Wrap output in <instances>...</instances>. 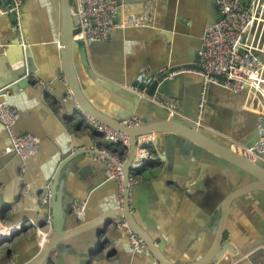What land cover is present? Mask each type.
<instances>
[{
    "label": "crops",
    "instance_id": "1",
    "mask_svg": "<svg viewBox=\"0 0 264 264\" xmlns=\"http://www.w3.org/2000/svg\"><path fill=\"white\" fill-rule=\"evenodd\" d=\"M118 1L119 21L127 23L131 16H141L150 9L152 25L115 30L107 42L86 43L87 61L95 77L94 82L127 86L140 73L158 74L164 68L191 64L201 48L205 27L212 23L215 16L214 0ZM53 2L51 5V0L23 1L22 42L49 46L46 48L48 55L53 61H60L61 10L59 0ZM74 2L71 0V5ZM8 26V18L1 15L0 75H4L5 71L3 52L10 44L6 36ZM43 55L41 53L40 58ZM38 62L40 64L41 60L38 59ZM82 79L86 89L91 91V101L109 116L124 121L125 117L131 115L133 107L129 106L127 100L116 93L100 90L94 82L92 84L84 77ZM202 84L201 75L193 70L163 81L159 94L176 97L179 100L180 119L194 123L199 116ZM60 89L59 83L53 93L58 94ZM235 95L214 87L209 91L207 88L204 90L205 104L200 121L206 132L222 138H239V133H243L252 121L253 113L244 110L245 99ZM32 97L25 96L22 90L17 95L5 97L9 105L21 114L16 125L19 134H30L41 142L37 155L24 169L32 191L28 185L18 182V175L22 177L24 174L9 167L11 161L0 173V222L20 221L24 224L20 234L0 242V264H15L17 260L26 262L36 256L42 246L41 237L33 226V222H40L41 208L39 195L34 191L38 188L37 184H42L47 161L57 157L60 149L81 150L69 163L72 166L70 172L61 175L65 180L64 191L68 201L66 213L69 211L68 218L73 224L75 218H71L78 206L84 205L86 208L87 205L86 220L93 222L103 201L110 199L112 206L120 205L115 182L104 181L103 167L94 162L88 153L82 152L83 148L111 147L104 142L90 118L77 111L78 114L65 122L59 103L51 101L53 96L45 98L32 94ZM140 97L151 99L142 93ZM67 112H71L70 106ZM231 142L233 146L246 148L237 141ZM8 144L6 131L0 125V153ZM157 150L164 160L148 164L138 182L130 188V211L139 226L160 238L159 243L164 245L163 254L169 260L176 264L193 263L200 258L199 253L210 246L214 235L212 225L206 224L204 217L229 195L252 184L255 179L174 134L161 135ZM89 190L95 192L90 199ZM229 208L224 243L236 250L255 248L239 258L226 253L217 264H264V189L244 191ZM72 222L69 223L70 228ZM43 228L49 233L51 226ZM104 236L108 238L107 244L97 256H88V245L81 244L76 235L68 237L65 243L58 244L57 249L51 252V263L146 264L151 259L143 252L133 250L123 230H112L108 226ZM7 251L11 252L10 258L5 256ZM246 257L248 259L242 263L240 260Z\"/></svg>",
    "mask_w": 264,
    "mask_h": 264
},
{
    "label": "water",
    "instance_id": "2",
    "mask_svg": "<svg viewBox=\"0 0 264 264\" xmlns=\"http://www.w3.org/2000/svg\"><path fill=\"white\" fill-rule=\"evenodd\" d=\"M8 4L9 0H0V10L5 11V6ZM53 4L54 2L51 0V5ZM71 4V0H59L61 10V35L58 44L60 47V61H53L51 59L52 57L48 55L46 48L49 46H39L37 44L29 45L22 42V34L24 33L22 29L24 24L22 5L18 11L3 14V16H6L9 20L8 33L6 36L10 44L6 46V49L3 52L5 71L4 75H0V103L9 105L10 103L7 102L5 97L10 94L17 95L19 90H22L28 98H33L32 94L36 97L37 94L40 96L43 95L45 98L53 96L51 101H53V103H59V107H61L64 112L62 118L63 121L68 122L70 120L69 118H72L74 115L78 114L77 111H80L89 118L113 129L124 132L129 138V147L126 152L124 165L122 166V202L115 207L111 205L112 201L110 199L103 201L98 208V217L95 218L93 222H88L86 220L88 217L86 216L87 205L86 208L83 205L82 217L78 218L76 216V212L81 208L78 206L74 217L71 218H75L76 225L73 224L68 218L69 211L66 213L68 201L65 198V180H62L61 175L70 172L72 166L69 165V163L81 152V150L72 152L70 150L64 151L63 149H60L57 157L51 158L47 161L45 177L42 180V184H37L38 188L34 191V193L39 195L44 187H48L50 197L47 204L41 205L39 213L40 222L37 224H34L33 222V226L37 225L39 228H43L48 221L51 225V229L49 233H47L46 241L38 249L36 256H33V258H30L26 262H20L17 260L15 264H52L49 257L51 252L57 249L58 244L65 243V240L68 237L75 235L78 237L81 244L88 245L86 249L88 250V256H97L107 244L108 238H106L104 234L107 232L112 218H123L128 227L147 244V250H136V252H143L146 256H150L151 259L146 264H176L163 254L164 245L159 243L160 238L153 236L150 232L139 226L130 211L129 189L127 186L129 167L135 153L136 137L147 133H157L162 136L174 134L189 140L197 147L213 154L255 179L252 184L241 190L235 191L223 202H220L219 206L207 213L204 217L205 223L212 225V228L214 229L212 243L205 251L199 253L200 258H198V260L187 264H217L226 253L235 256V258L246 255L255 247L252 246L245 250H236L228 243H224V232L226 230L229 217V207L231 206L232 201L241 196L244 191L247 192L255 191L256 189H264V165L260 162H254L245 158L231 148V141H237L246 147L251 146L255 142L257 138L256 115L253 114L252 121L246 126L245 130L242 131L243 133H239V138H222L206 132V130L201 127L202 123L199 126L194 123L186 122L180 118L169 117L168 113L162 107L152 103L146 98L140 97L144 88L147 96L152 97L155 94H159V88L162 84L161 79L154 81L146 87L135 81L127 86H122L120 83L112 84L103 81L99 82L97 80L94 82L95 77L92 74L87 61L86 43L81 40H74L73 38L77 28L78 19L75 15H72ZM247 4L248 1L246 0L242 5L246 7ZM52 7L53 6H51V8ZM213 12H215V16L211 24H213L216 21L217 16H219L216 7L213 9ZM260 29L261 26L258 27L257 31L259 32ZM16 47H18V49ZM41 53H44V55L40 58ZM262 57L263 56H261V58ZM38 59L41 60L40 64ZM197 63L198 54H195L194 60L191 64L184 67L197 72L201 71ZM37 73H39L40 76ZM41 76L51 78L43 79ZM82 77L89 82L91 81L92 84L94 82L100 90L116 93L124 100H127L129 106L133 107V111L130 116L128 115L125 117V120L133 116L141 120L142 124L134 128L123 126L120 124V119L113 118L101 110L95 102L91 101L89 97L91 91L86 89ZM212 77H214L220 84L225 80L224 77L218 75H213ZM59 83L62 89H60L58 94H54L53 89H55ZM41 84H48L49 89H45ZM202 87L203 84L200 88L202 89ZM213 87L230 92L234 95L236 94L220 85H214L212 83L207 84V91ZM235 96L244 99L246 97L244 93L236 94ZM69 106L71 107L70 113L67 112ZM17 112L18 120L13 126V131L16 135L20 132L16 125L21 116L19 110H17ZM6 134L9 144L4 147L0 153V173L3 171L4 167H8V163L11 161L12 163L9 167L18 169L19 174L23 171L24 176L21 177L18 175V182H21L22 185L26 186L30 182H28L26 178L24 169L25 167L28 168L30 160L37 155L38 150L33 156L26 160H21L12 152L5 153V149L11 146V140L7 131ZM40 142L41 141L39 140V145ZM88 151L89 150H84L82 152L87 153ZM115 185L118 190L116 183ZM98 187L100 186H97V188ZM28 189L32 191L29 185ZM93 191L94 190H89L88 194H91L89 199L94 196L95 192ZM117 199L119 200V197ZM4 213H6V211ZM70 222H72L74 227H69ZM5 256L10 258L11 252L7 251ZM250 257L251 256L248 258ZM248 258H242L240 261L242 263L246 262L245 260Z\"/></svg>",
    "mask_w": 264,
    "mask_h": 264
},
{
    "label": "built area",
    "instance_id": "3",
    "mask_svg": "<svg viewBox=\"0 0 264 264\" xmlns=\"http://www.w3.org/2000/svg\"><path fill=\"white\" fill-rule=\"evenodd\" d=\"M24 0H9L5 11L0 10V16L18 11ZM246 0H214L215 7L219 13L218 19L205 27L201 48L198 52V73L202 77L203 88L199 102V116L194 121L201 125V113L205 104L204 90L208 83L220 85L223 88L246 95L243 109L251 112L257 117V138L255 142L246 148L231 146L240 155L254 162L264 165V0H247L248 4H242ZM118 0H75L71 7L72 15L78 19L74 40L84 43L107 42L112 32L126 27H151L152 11L145 10L141 16H131L127 23L118 20ZM261 26L258 32V27ZM261 56H263L261 58ZM185 67L164 68L158 74L140 73L135 82L144 87L154 81L172 80L180 74L192 72ZM213 75L225 78L220 84ZM42 85V84H41ZM49 89L48 84L42 85ZM145 94V88L141 92ZM150 101L162 107L169 117L181 118L179 113V100L170 95L155 94ZM89 118V117H88ZM18 120V112L10 105L0 103V124L7 131L11 146L5 152H12L21 160L33 156L39 145V139L30 134H18L13 131V126ZM96 130L102 136L104 142L111 147H94L87 152L89 157L104 169V181L115 182L118 186L119 202H122V166L126 159L129 147V138L117 129H113L90 118ZM123 126L134 128L142 124L141 120L131 117L120 123ZM161 134L147 133L136 137L135 153L129 167L127 180L128 189L135 185L142 170L152 162L163 161L162 155L157 150V142ZM86 150L85 148H83ZM77 149L73 148L72 152ZM122 153V154H121ZM50 197L48 187H44L39 194L41 205L47 204ZM83 206L76 212L78 218L82 217ZM51 225L47 221L44 227ZM24 224L20 221L11 223L0 222V242L9 240L20 234ZM112 230H123L133 250H147V244L135 234L123 218H112L109 226ZM34 229L41 237L40 244L43 245L47 238L44 228L34 225ZM2 237V238H1Z\"/></svg>",
    "mask_w": 264,
    "mask_h": 264
},
{
    "label": "bare ground",
    "instance_id": "4",
    "mask_svg": "<svg viewBox=\"0 0 264 264\" xmlns=\"http://www.w3.org/2000/svg\"><path fill=\"white\" fill-rule=\"evenodd\" d=\"M2 238V237H1Z\"/></svg>",
    "mask_w": 264,
    "mask_h": 264
},
{
    "label": "trees",
    "instance_id": "5",
    "mask_svg": "<svg viewBox=\"0 0 264 264\" xmlns=\"http://www.w3.org/2000/svg\"><path fill=\"white\" fill-rule=\"evenodd\" d=\"M122 154V153H121Z\"/></svg>",
    "mask_w": 264,
    "mask_h": 264
}]
</instances>
